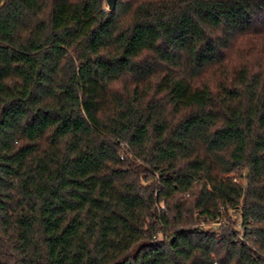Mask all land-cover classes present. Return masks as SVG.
Returning a JSON list of instances; mask_svg holds the SVG:
<instances>
[{"label":"trees","instance_id":"16d2710c","mask_svg":"<svg viewBox=\"0 0 264 264\" xmlns=\"http://www.w3.org/2000/svg\"><path fill=\"white\" fill-rule=\"evenodd\" d=\"M115 6L0 0V264H264V0Z\"/></svg>","mask_w":264,"mask_h":264},{"label":"rangeland","instance_id":"374dc122","mask_svg":"<svg viewBox=\"0 0 264 264\" xmlns=\"http://www.w3.org/2000/svg\"><path fill=\"white\" fill-rule=\"evenodd\" d=\"M106 6V5H105ZM237 176H235L234 180H236L239 183H242L243 180V173L239 174V173H235ZM239 174V176H238ZM235 218H233L234 220H238V216L234 215ZM200 221V226L202 225L203 227H205L206 229L210 228V227H214L215 225L212 224L211 222L205 221V219H199Z\"/></svg>","mask_w":264,"mask_h":264},{"label":"water","instance_id":"95a60500","mask_svg":"<svg viewBox=\"0 0 264 264\" xmlns=\"http://www.w3.org/2000/svg\"><path fill=\"white\" fill-rule=\"evenodd\" d=\"M116 1H117V0H105V5H106V7H107V9H108L109 11L115 9V7H116V6H115Z\"/></svg>","mask_w":264,"mask_h":264}]
</instances>
